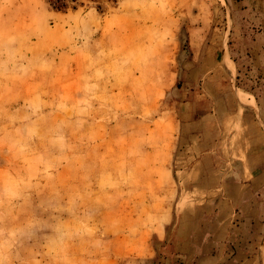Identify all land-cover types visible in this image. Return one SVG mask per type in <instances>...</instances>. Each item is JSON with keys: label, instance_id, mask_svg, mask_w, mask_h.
<instances>
[{"label": "rangeland", "instance_id": "374dc122", "mask_svg": "<svg viewBox=\"0 0 264 264\" xmlns=\"http://www.w3.org/2000/svg\"><path fill=\"white\" fill-rule=\"evenodd\" d=\"M20 1L12 8L15 30L0 34H8L5 41L23 33L24 57L42 76L33 86L36 103L19 116L22 122L0 111L1 128L27 129L23 138L11 137L9 147L0 144V264H171L166 260L172 251L157 240L160 229L170 220L172 228L178 213L195 201L183 189L184 173L172 176V161H142L138 180L135 145L150 147L164 125L171 77L175 82L190 58L186 31L204 17L212 28L213 13L222 10L211 0ZM58 60L63 67L57 73L52 65ZM69 62L78 63L76 81H64L75 67ZM222 63L228 77L229 68L234 72L228 53ZM239 88L234 83L240 103L258 110L248 98L264 87H246L250 93ZM133 113L140 114L138 121ZM108 125L128 134H108ZM119 142L128 148V159H105L103 153ZM115 189L148 199L142 198L139 213L113 219L100 209L102 192ZM169 230L166 237H176ZM254 234L252 264H264V226Z\"/></svg>", "mask_w": 264, "mask_h": 264}, {"label": "crops", "instance_id": "0c3cea01", "mask_svg": "<svg viewBox=\"0 0 264 264\" xmlns=\"http://www.w3.org/2000/svg\"><path fill=\"white\" fill-rule=\"evenodd\" d=\"M16 1L0 0V33L9 28L11 33L15 30L17 21L12 8L22 6L20 0ZM211 1L222 14L213 13L210 29L206 25L209 20L204 17L186 31L190 58L182 63L180 77L178 74L175 82L171 77L172 85L166 94L169 109L162 116L164 125L156 130V139L150 147L142 143L135 145L134 161L138 166V180L144 173L142 161H165V166L172 161V176L184 173L183 189L195 201L194 207L181 210L175 216L172 228L169 227L171 220L162 224L157 240L172 251L166 262L252 264L254 231H261L264 226L261 220L264 214V93L248 98L258 110L248 109L240 103L234 83L247 93L251 90L246 87L254 84L264 87V0ZM8 6L11 8L3 9ZM7 14H12L9 19ZM22 34L5 41L8 34H0V93L5 96L0 97V111L7 118L15 116L21 122L24 119L19 116L29 114L31 103H36L33 86L42 76L39 66L30 65L24 57ZM227 53L234 64V72L229 68L228 77L221 69L225 67L222 60ZM72 64L75 67L64 74L66 82L77 80L78 63H68ZM52 66L53 72L58 73L63 63L58 60ZM86 68L87 64L84 72L88 73ZM84 79L90 82V77ZM29 97H33V102L25 101ZM138 115L131 114L132 121H138ZM104 128L119 138L129 130L111 125ZM26 133L22 124L0 127L1 147H9L11 137L23 138ZM103 157L124 161L128 159V148L123 142L116 143ZM11 173L16 172L11 168ZM142 198L147 197L139 191L102 192L100 210L113 215V219L124 212L139 213ZM196 204H202V209ZM98 208L95 206L94 212H100ZM169 229L176 232V237H166Z\"/></svg>", "mask_w": 264, "mask_h": 264}, {"label": "trees", "instance_id": "16d2710c", "mask_svg": "<svg viewBox=\"0 0 264 264\" xmlns=\"http://www.w3.org/2000/svg\"><path fill=\"white\" fill-rule=\"evenodd\" d=\"M57 2V1H56ZM63 5V4H62ZM57 9H60L61 7L60 6H55Z\"/></svg>", "mask_w": 264, "mask_h": 264}]
</instances>
